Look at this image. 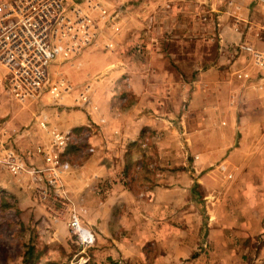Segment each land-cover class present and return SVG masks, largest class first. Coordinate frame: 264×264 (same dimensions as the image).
<instances>
[{
  "label": "crops",
  "instance_id": "crops-1",
  "mask_svg": "<svg viewBox=\"0 0 264 264\" xmlns=\"http://www.w3.org/2000/svg\"><path fill=\"white\" fill-rule=\"evenodd\" d=\"M170 1L176 11L196 16L205 8L214 15L213 32L200 38L214 41L216 58L196 64L192 77L161 40L147 41L134 25L64 64L72 84H89L86 97L21 103L0 81L2 125L14 132L17 147L55 148L70 164L59 190L67 200L60 201L82 214L89 209L85 224L108 261L245 264L258 252L256 264H264V2ZM138 42L145 45L140 51ZM149 139L157 149L147 164L157 170L150 194L136 192L125 175L129 150ZM32 162L45 166L39 155ZM45 203L33 201L51 209ZM151 247L160 258H146Z\"/></svg>",
  "mask_w": 264,
  "mask_h": 264
},
{
  "label": "rangeland",
  "instance_id": "rangeland-1",
  "mask_svg": "<svg viewBox=\"0 0 264 264\" xmlns=\"http://www.w3.org/2000/svg\"><path fill=\"white\" fill-rule=\"evenodd\" d=\"M153 1L154 5L144 4V0H72L99 24L101 35L92 45L103 44L102 41L110 42V35L116 36L119 32V35L124 34L129 27L135 25V29H138L139 34H144L147 41H154V38L157 41L161 40L163 46L172 53L173 59L183 67L184 76L190 78L195 73L196 64L204 65L216 58L214 41L206 43L200 38L203 33L213 32V12L199 8L195 11V16L188 8L176 11V6H172L170 0L167 6L158 3V0ZM150 13L153 19L148 18ZM193 17L195 21H192ZM144 46L143 42H138L135 49L140 51ZM82 53L83 51L79 55ZM79 55L56 61L57 67L53 65L51 72L56 78L71 85L72 94H80L88 89L90 95L89 84L84 86L72 84L66 78L68 71L63 68L65 63L73 62L74 65ZM4 74L5 70L0 67L1 82ZM4 88L5 92L11 95L8 87ZM6 119L0 117V125L4 124ZM7 127V125L0 127V264H115L114 260L108 261L107 249L105 251L97 245V235L94 231L93 244L85 246L80 242L70 226L71 221L76 215L86 225L84 217L90 216L89 212L86 213L89 209H81L83 214L79 209H69L68 205L60 201L67 198L62 197L56 188H51L43 174L41 179L34 178L33 167L36 165L32 161L38 155L33 156L29 153L31 149L25 151L17 147L13 140L14 132L10 130V133ZM148 135L149 138H154L151 133ZM146 142L148 144L144 145L141 142L129 150L125 160V175L136 192L150 189L148 192L150 194L157 185L153 180L157 170H153V167L149 170L150 164L148 166L147 164L155 161L157 149L154 144L149 145L150 139ZM83 153L82 155H85ZM79 154L77 153V160ZM16 156L20 158L19 164H16L19 161L15 160ZM142 163L144 168H138ZM37 199L46 202L48 206L51 205V209H37V205L33 204ZM255 245L257 246L253 250L257 252L259 243ZM31 246L35 247V253L32 257H27V248ZM153 248L149 249L147 259L155 255L160 258V253ZM257 255L258 252L253 257L250 256L245 264L258 263Z\"/></svg>",
  "mask_w": 264,
  "mask_h": 264
},
{
  "label": "built area",
  "instance_id": "built-area-1",
  "mask_svg": "<svg viewBox=\"0 0 264 264\" xmlns=\"http://www.w3.org/2000/svg\"><path fill=\"white\" fill-rule=\"evenodd\" d=\"M239 24L238 21L234 23L235 29L240 27ZM259 28L264 30V22ZM100 35L99 24L72 0H0L3 82L10 94L22 102L39 100L47 95L53 100L71 95V85L52 74L53 65L60 59L79 55ZM240 48L247 50L248 46L242 44ZM259 53L264 66V48ZM80 95L86 97L88 89ZM29 151L45 160L44 167H33L34 178L43 174L48 185L59 191L63 173L70 164L60 161L55 148L46 151L37 146ZM15 160H19L16 164L20 163L19 157ZM70 226L85 246L95 242L93 231L76 215Z\"/></svg>",
  "mask_w": 264,
  "mask_h": 264
},
{
  "label": "trees",
  "instance_id": "trees-1",
  "mask_svg": "<svg viewBox=\"0 0 264 264\" xmlns=\"http://www.w3.org/2000/svg\"><path fill=\"white\" fill-rule=\"evenodd\" d=\"M35 253V247L31 246V247H28L27 248V251H26V256L27 257H32Z\"/></svg>",
  "mask_w": 264,
  "mask_h": 264
}]
</instances>
